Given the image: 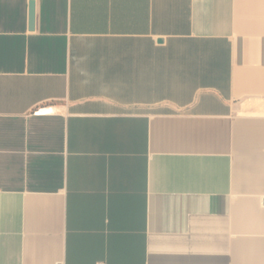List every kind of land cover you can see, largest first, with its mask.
I'll return each mask as SVG.
<instances>
[{"label":"crops","instance_id":"1","mask_svg":"<svg viewBox=\"0 0 264 264\" xmlns=\"http://www.w3.org/2000/svg\"><path fill=\"white\" fill-rule=\"evenodd\" d=\"M0 264H264V0H0Z\"/></svg>","mask_w":264,"mask_h":264},{"label":"water","instance_id":"2","mask_svg":"<svg viewBox=\"0 0 264 264\" xmlns=\"http://www.w3.org/2000/svg\"><path fill=\"white\" fill-rule=\"evenodd\" d=\"M34 25H35V4H34V2H32L30 5V27H31V30L34 29Z\"/></svg>","mask_w":264,"mask_h":264}]
</instances>
